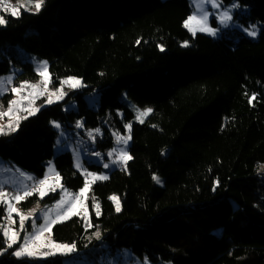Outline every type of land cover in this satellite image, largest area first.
I'll use <instances>...</instances> for the list:
<instances>
[{
	"label": "trees",
	"instance_id": "trees-1",
	"mask_svg": "<svg viewBox=\"0 0 264 264\" xmlns=\"http://www.w3.org/2000/svg\"><path fill=\"white\" fill-rule=\"evenodd\" d=\"M222 1L239 3L238 21L264 24V0ZM191 12L189 0H45L39 13L5 14L0 77L14 66L20 79L36 80L34 64L25 59L32 54L48 60L56 82L76 76L86 87L69 93L78 111L55 103L0 135L3 159L38 178L54 159L64 187L78 190L85 179L70 152L54 154L52 121L72 128L84 118L93 128L105 113L112 127L122 128L121 111L133 122V159L89 192L93 227L74 216L54 225L56 241L84 251L95 245L98 230L110 251L131 247L153 263L264 264V26L257 39L233 30L217 40L193 36L184 26ZM95 91L98 110L86 101ZM123 91L137 106L152 108L145 122L134 121ZM12 97L0 96V112ZM4 212L0 205V222ZM64 261L54 255L42 264Z\"/></svg>",
	"mask_w": 264,
	"mask_h": 264
},
{
	"label": "rangeland",
	"instance_id": "rangeland-1",
	"mask_svg": "<svg viewBox=\"0 0 264 264\" xmlns=\"http://www.w3.org/2000/svg\"><path fill=\"white\" fill-rule=\"evenodd\" d=\"M26 2L27 0H8V3H10L13 6H17L21 3H26ZM201 2L202 0H189V3L192 8V12L190 15H192L193 13H200L202 11H207L210 14L209 23L211 27L217 29V34L209 35L207 33L199 32V31H197L196 34H203L212 39L217 40V39H222L224 37H229L226 35V32L229 30H233V31H239L240 37H248L250 39H257L259 37L260 32L264 26L262 22L251 23L249 25H246L243 22H240L237 19H235V13L241 7L232 9L231 11L232 19L231 21L228 22L226 26L224 24H221V22L219 21L218 19L219 15L223 11L231 8L233 3H238L237 1H234L231 4L226 5L222 0H220L221 7L215 8L213 7L211 0H208L207 3L203 4L202 8H197V4H200ZM22 10H25V9L21 7L20 13ZM244 10L245 12H247L249 8H245ZM29 12H35L34 6H33L32 11H29ZM5 14L11 15L10 13H5L2 7H0V16H3V18L5 19ZM253 25H255V30H257V33H258L255 37L248 35L247 32L245 31V29H250ZM186 29L189 31L191 35H193L192 32L188 28ZM18 48L21 53H24V50H22L20 47ZM25 59L34 64V67L37 73L39 70L43 69V62H47V71L49 74V84H48L47 90L44 89L43 78L39 74L36 80H22L19 78V73L21 72V70L13 66L8 74L2 76L5 79L0 80V96H4L6 94L12 93L13 94L12 100L16 99L20 101V103L18 105L13 106L14 115L0 116V125H4L6 128L10 119L15 121V118H16L15 114H18L21 116L27 115V113L24 112L23 109L29 107L30 101H31V107L38 109V111H36L35 114L31 116L36 115L42 109L49 107L55 103H63V110L65 112L78 111L77 101L73 98H69L68 96L71 91H76L81 88L70 89L67 85H65L63 90L64 92L67 93V95L63 99L59 101H55V98H53L54 99L53 103L51 104L46 103L48 95L54 92L56 89H58L60 87V81H63L68 76L63 77L60 79L59 82H56L51 76L50 69H49V62L47 59H44V58H41V57H38L32 54H27ZM9 76H11L10 81L7 79V77ZM25 81L28 82L29 86H26L24 89H22L19 94L11 91L13 87H19L21 82H25ZM30 85H36L37 87L33 89L32 87H30ZM40 92H44V95H40L39 94ZM121 96H122L123 101L133 111L134 116H135L134 121H138L136 118L138 115L137 109L145 110L147 108H150V107L142 108L134 104L127 97L125 91L121 93ZM24 97H27V99H23ZM86 101L90 108L94 110L99 109L98 92L95 91V92L87 94ZM7 110L5 112H7ZM118 115L123 122L122 128L112 127L109 124V120L107 119V114L105 113L100 114V123L97 127H93V128H88L85 126L84 118H81L77 121V123L82 121L83 127H77V123H76L72 128H68L62 125L60 121H56L57 123L61 125V127L60 128L55 127V129L58 132V137H57V140L54 146V154L57 155L59 153L66 152V151L70 152L73 156L74 167L77 162H79L82 165V168L78 169L75 167V169L84 177L85 180L87 179L89 182L93 180V177L92 176L86 177L85 173H95L96 175H106L107 177H109L110 173L113 172L114 170L123 168L121 164H114L113 161L116 160L117 153L119 152L121 148H126V150L130 153L129 148H130L131 141H132L131 139L128 145L126 146L122 142H118L117 135L126 136L128 134V129L125 127V125L129 123L131 125L133 124V122L131 121L129 122L124 121L123 119L124 112L119 111ZM149 115H147L146 117H143L144 122L146 121ZM95 129H99L100 131L95 132L94 131ZM89 132L93 133L92 137L88 135ZM131 133H132V128H131ZM109 135L113 141L112 147L108 145ZM93 137L95 138L93 139ZM113 149H116V153H114L112 156H109L108 153L112 152ZM96 153H100V156H97ZM105 164H108L109 167L105 168L104 167ZM50 166L53 167V172L48 171ZM261 169L264 171V164L261 165ZM56 172H58V170L56 169L54 159H51L49 160L47 164L46 175L54 176ZM29 177H32V179H29ZM40 179H43V178H38L33 171L24 169L23 167L19 166L17 163L9 161V160H5L0 156V190L11 194L7 199L10 200L11 203L14 204L15 207L18 209V212L12 213L11 216L9 217L7 203L0 202V205H4V209H5L2 220L0 222V226L10 227V228H13L14 230L20 231L19 230V214L23 213L27 215L32 209H37V212L33 215V217H30L28 220L25 221V230L20 231V239L18 240L17 244L13 245L12 248H8L7 251L0 252V264H42L44 260H46V258L51 257V256H47V257L38 256V257L18 258L13 253L23 243L24 238L30 232L33 231L31 227L32 220H35L36 225L39 226L41 223H43L42 217H43L44 212H49V214L52 217H54L56 215V212L59 211V209L56 208L57 201H59L62 196L65 199L71 200L72 196L79 192V189L71 190V189L65 188L62 183V178H61L60 184L63 186L64 189L67 190V193L62 192L60 188H57L55 192H49L48 195L44 196L43 198H41L38 193H34L32 196L26 198L23 201L17 202L11 199V196H14L16 193L23 194V191L25 189H30ZM159 179L161 181V178ZM99 181H104V180H95V182H92L89 192L91 191L93 185ZM89 192L87 194V198H88ZM33 196H36V199L35 201H33V203L30 202L31 204H29L28 201ZM113 196L119 198V195L116 193L110 194V197H113ZM98 203L100 205V211L102 213L101 203L100 202ZM85 206L87 207L88 215L90 217V211H89L87 199L85 201ZM67 220H64V221H67ZM54 225L52 226L50 235L46 233L45 236L49 237L52 241H55L56 243L71 244L68 242H59L54 239L53 233H52ZM0 233H2L3 235V231H0ZM93 238L97 241L94 246L84 251H78L77 249L76 252H73L67 256L60 255V256H64L65 258L64 264H173L171 262L153 263L146 256L143 258L139 257L134 252V249L131 247H127L124 249H117L115 252H112L109 250L107 243H105L104 241L103 242L100 241V239H97L94 234H93ZM4 244L5 246L0 247V250L7 247L5 237H4Z\"/></svg>",
	"mask_w": 264,
	"mask_h": 264
},
{
	"label": "snow or ice",
	"instance_id": "snow-or-ice-1",
	"mask_svg": "<svg viewBox=\"0 0 264 264\" xmlns=\"http://www.w3.org/2000/svg\"><path fill=\"white\" fill-rule=\"evenodd\" d=\"M45 0H27L26 3H21L17 6H13L10 3H8V0H0V7H2L3 11L5 13H10L14 17H18L20 13V8L23 7L26 11H32L33 6L35 13H39L42 10V7L44 5ZM208 0H202L200 4H197V8H202L204 3H207ZM211 3L213 7L220 8L221 2L220 0H211ZM227 7V6H225ZM240 5L238 3H233L232 7L223 11L218 19L221 22V24H224L225 26L228 24L229 21H231V11L234 8H239ZM209 13L207 11H202L200 13H193L192 15H189L188 18L184 21V26L188 28L193 35L199 32H204L209 35H216L217 29L211 27L209 23ZM7 22L3 18V16H0V26L5 25ZM248 35L255 37L258 33L257 30H255V25H253L250 29H245ZM139 42V41H138ZM185 47L188 46V41L184 42ZM160 50L163 51L164 47L163 45H160ZM38 74L43 78L44 83V89L47 90L48 84H49V74L47 71V62H43V69L38 71ZM5 78L0 77V80H3ZM7 79L10 81L11 76L7 77ZM67 85L70 89H78L82 87H86V85L83 83V81L75 76H68L63 81H60V87L56 89L54 92L48 95V98L46 100V103L51 104L55 101H59L63 99L67 93L64 92V86ZM26 86H29L28 82H21L19 87H13L11 89L12 92L19 94L22 89H24ZM33 89H35L36 85H30ZM40 95H44V92H40ZM31 95V93H30ZM23 99H27V97H24ZM256 96L253 94V96L250 98V102L252 100H255ZM20 101L13 99L9 102L8 110L7 112H0V116H12L13 113V106L18 105ZM24 112L27 113V115H16L15 121L12 119L9 120V123L7 127L5 128L4 125H0V135H5L11 132H14L19 127L20 120L27 119L28 116H31L35 114L38 109H35L31 107V101L29 103V107L23 109ZM153 110L151 108H147L145 110L137 109V120L140 123L144 122L143 117H146L149 115ZM52 124L56 128H60L61 125L57 123L56 121H52ZM77 127H83V122H78ZM125 127L128 129V134L126 136H120L117 135L118 142H122L125 146L128 145L129 141L132 139L131 136V128L132 125L129 123L125 125ZM95 132H99V129H95ZM88 135L90 137L93 136L92 132H89ZM95 137H93L94 139ZM114 153H116V149H113L112 152H109L108 155L112 156ZM97 156H100V153H96ZM133 157L130 155V153L126 150V148H121L119 152L117 153L116 160L113 161L114 164H121L124 168L127 167L128 161L132 160ZM76 168H82V165L77 162L75 165ZM105 168H108L109 165L105 164ZM49 172H53V167H49ZM87 176H92L93 180L89 182L87 179L85 180L84 186L79 189V192L74 194L72 196L71 200L65 199L63 196L59 201H57L56 208L59 209V211L56 212V215L52 217L49 212L43 213V223H41L39 226L36 225L35 220H32L31 227L33 229L32 232H30L25 238L23 243L15 250L13 253L16 257H47V256H54V255H69L73 252L77 251V246L75 243L71 244H64V243H56L55 241H52L49 237H46L45 234L51 233L52 226L56 223L62 222L64 220L70 219L72 216H83L86 222V227H93L90 217L88 215L87 207L85 206V201L87 199V194L90 190L91 183L95 182V180H106L108 177L106 175H96L95 173H85ZM29 179H32V177H29ZM153 179L159 182L158 176H153ZM60 174L56 172L54 176L45 175L43 179H40L34 184L30 189H25L23 191V194L16 193L14 196H11L12 200H15L17 202L23 201L26 198L32 196L34 193H38L41 198L48 195L49 192H55L57 188H60L62 192L67 193V190L63 188V186L60 184ZM216 183L218 184L219 181L217 180ZM11 194L0 190V202H5L8 205V213L9 217L12 213L18 212V209L15 207L14 204L11 203L10 200L7 198ZM115 202V210L117 212L121 211V205L118 197H110ZM93 207L95 208V215L98 217L102 213L100 211V205L99 203H94ZM37 212V209H32L27 215L20 213L19 214V230L24 231L25 230V221L28 220L30 217H33V215ZM0 231H3V235L6 238V244L7 247L0 250V252L7 251L8 248H12L13 245H16L18 240L20 239V231L14 230L10 227H3L0 226ZM95 237L97 239H100L101 233L99 231H96L94 233Z\"/></svg>",
	"mask_w": 264,
	"mask_h": 264
}]
</instances>
